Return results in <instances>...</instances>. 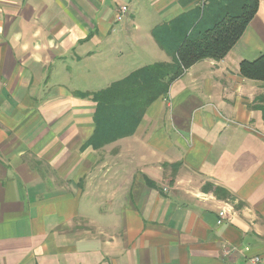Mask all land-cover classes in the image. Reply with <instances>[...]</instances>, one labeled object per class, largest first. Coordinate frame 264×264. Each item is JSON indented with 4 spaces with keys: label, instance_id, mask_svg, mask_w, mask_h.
I'll return each mask as SVG.
<instances>
[{
    "label": "crops",
    "instance_id": "obj_1",
    "mask_svg": "<svg viewBox=\"0 0 264 264\" xmlns=\"http://www.w3.org/2000/svg\"><path fill=\"white\" fill-rule=\"evenodd\" d=\"M207 1L0 0V264H264V85L239 72L264 0L222 61L97 146L92 95L145 68L137 47L170 64L155 38L180 43Z\"/></svg>",
    "mask_w": 264,
    "mask_h": 264
},
{
    "label": "trees",
    "instance_id": "obj_2",
    "mask_svg": "<svg viewBox=\"0 0 264 264\" xmlns=\"http://www.w3.org/2000/svg\"><path fill=\"white\" fill-rule=\"evenodd\" d=\"M206 4L180 43L169 47L158 40L159 36L155 38L171 58L170 64L145 66L92 95L96 140L100 139L97 146L132 136L147 108L164 97L185 70L202 60L222 61L259 8L258 0H208ZM239 72L243 79L264 85V54L241 62ZM256 102L264 111V97L258 96Z\"/></svg>",
    "mask_w": 264,
    "mask_h": 264
},
{
    "label": "rangeland",
    "instance_id": "obj_3",
    "mask_svg": "<svg viewBox=\"0 0 264 264\" xmlns=\"http://www.w3.org/2000/svg\"><path fill=\"white\" fill-rule=\"evenodd\" d=\"M153 49L156 50L157 53L156 52L155 53L153 52V54H149L148 52H146L145 49H141L140 47H137L139 67H145V65H149V64H153V63H158V62L166 61L167 60V58L165 57V53L162 52L161 49H159L155 45H153ZM122 77L124 78V76H122ZM114 79L118 81L121 78L119 77V78H114ZM261 93L262 94H260V93L259 94L264 97V95H263L264 94V91H262ZM258 103L259 102H256V104H254V107H258V108H254V107L253 108L260 113V116H261V124H262V131L261 132L264 133V111H262L263 108H261V106H263V105H260ZM203 189L206 190V191L210 190L215 195L217 194L218 196H221V192H219V188L217 186L214 187L212 185H207ZM221 197H223V195Z\"/></svg>",
    "mask_w": 264,
    "mask_h": 264
},
{
    "label": "built area",
    "instance_id": "obj_4",
    "mask_svg": "<svg viewBox=\"0 0 264 264\" xmlns=\"http://www.w3.org/2000/svg\"><path fill=\"white\" fill-rule=\"evenodd\" d=\"M126 10H127V8L126 7H121L119 10H118V16H117V20H120V18H121V15L123 14V13H125L126 12ZM219 217L223 220V219H225L224 218V212H219ZM260 263V258L258 259V258H252L250 261H249V264H259Z\"/></svg>",
    "mask_w": 264,
    "mask_h": 264
}]
</instances>
